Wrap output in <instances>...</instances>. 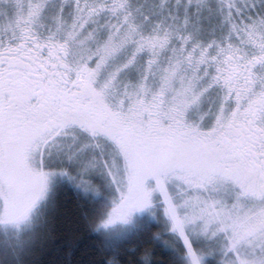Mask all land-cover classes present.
I'll list each match as a JSON object with an SVG mask.
<instances>
[{
    "label": "snow or ice",
    "instance_id": "snow-or-ice-1",
    "mask_svg": "<svg viewBox=\"0 0 264 264\" xmlns=\"http://www.w3.org/2000/svg\"><path fill=\"white\" fill-rule=\"evenodd\" d=\"M0 264H264V0H0Z\"/></svg>",
    "mask_w": 264,
    "mask_h": 264
},
{
    "label": "trees",
    "instance_id": "trees-1",
    "mask_svg": "<svg viewBox=\"0 0 264 264\" xmlns=\"http://www.w3.org/2000/svg\"><path fill=\"white\" fill-rule=\"evenodd\" d=\"M79 205L80 202L72 192L64 191L60 194L56 211L58 236L67 235L75 241L81 239L85 235L83 231H75V229L80 226ZM98 258L99 257H97V259ZM156 259L166 261L167 258L158 253Z\"/></svg>",
    "mask_w": 264,
    "mask_h": 264
}]
</instances>
